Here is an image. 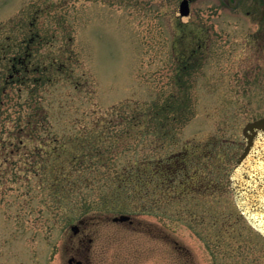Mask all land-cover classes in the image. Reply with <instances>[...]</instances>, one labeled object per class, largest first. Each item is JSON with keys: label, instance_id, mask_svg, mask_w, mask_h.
Segmentation results:
<instances>
[{"label": "rangeland", "instance_id": "374dc122", "mask_svg": "<svg viewBox=\"0 0 264 264\" xmlns=\"http://www.w3.org/2000/svg\"><path fill=\"white\" fill-rule=\"evenodd\" d=\"M181 1L0 0V264H264L229 188L264 117V7ZM184 24L207 34L182 92Z\"/></svg>", "mask_w": 264, "mask_h": 264}, {"label": "water", "instance_id": "95a60500", "mask_svg": "<svg viewBox=\"0 0 264 264\" xmlns=\"http://www.w3.org/2000/svg\"><path fill=\"white\" fill-rule=\"evenodd\" d=\"M181 16L189 13L187 0L180 5ZM244 149L230 174V190L234 202L248 224L264 237V117L248 123L242 131ZM129 221L121 215L112 219L114 223ZM72 232L78 228L71 226ZM67 264L74 263L69 259Z\"/></svg>", "mask_w": 264, "mask_h": 264}, {"label": "trees", "instance_id": "16d2710c", "mask_svg": "<svg viewBox=\"0 0 264 264\" xmlns=\"http://www.w3.org/2000/svg\"><path fill=\"white\" fill-rule=\"evenodd\" d=\"M32 23V22H31ZM185 27H187L186 25L185 26H181L182 29H185ZM185 36H183L182 38H184ZM203 36H191L189 37L188 40H182L181 38V42H180V46L182 48V52L180 54V56L178 57V89L179 91L181 90L182 92H184L187 88V85L181 80L183 79L184 77H187L188 75H190L191 72H193L194 70H196L198 64L201 63V57L199 58V56H196L197 53H200V49L199 47L201 46V48H203V42H202V39ZM182 43V44H181ZM16 60V59H15ZM18 60V59H17ZM178 119L181 120L180 118V114L182 113V115H186L184 116V120H189V117H187L188 115L186 114L187 112L186 111H191V108L189 106V98L183 94V96H178ZM165 108H168V109H171V110H175L172 108V105L169 104L167 107L164 106ZM163 106H159V107H156L155 110H154V115L155 116H158V118H160L161 115L165 114L163 112H165L167 109H165ZM146 113V111L144 112ZM148 114L150 112H147ZM137 120H140L139 117L136 118V121ZM34 123L33 121L31 120H28L27 121V125L28 127H30V124ZM141 122L137 121L136 122V126L140 125ZM21 126V124H20ZM139 136V135H137ZM146 160H143V163L145 162ZM173 162L174 165L172 166L173 169H169L168 167H171L172 163H169V162ZM169 162H167L166 164L165 163H161V162H156V166L157 168H163L166 169L167 168V171L163 169V172H159V174H157V170L155 169V172H153V175L156 176V175H164V174H168V176H174L175 178L178 176L176 172H178V169H176L175 165H178V161H177V158H176V155H175V158L173 157L172 159H170ZM62 165V164H61ZM64 166H66L65 164H63ZM58 165L61 169L64 167ZM166 165V166H165ZM55 170V169H54ZM4 171V170H3ZM56 171V170H55ZM5 173L7 172V168H5ZM0 173H2V170L0 168ZM178 179V178H177ZM172 180V179H170ZM48 182V180H45L44 179V183ZM57 181V179H56ZM62 182L61 181H58L57 182V185L60 186V183ZM48 184V183H47ZM46 184V185H47ZM56 185V184H55ZM56 185V188L55 190H58L59 187ZM67 190V189H66ZM51 196H53L54 194H50Z\"/></svg>", "mask_w": 264, "mask_h": 264}, {"label": "flooded vegetation", "instance_id": "af4514ba", "mask_svg": "<svg viewBox=\"0 0 264 264\" xmlns=\"http://www.w3.org/2000/svg\"><path fill=\"white\" fill-rule=\"evenodd\" d=\"M226 2H227V5H229V6H233V7H236L237 5H238V1L236 2L235 0H226ZM257 2V1H256ZM189 3H190V0H189ZM258 5L259 6H261V7H264V0H259V2H258ZM182 26H185V24L184 25H182ZM186 26L187 27H192V29H191V33L192 34H190V35H193V36H197V35H199V36H206V34H207V31L205 30H203L202 29V27H200V25H195V24H186ZM194 26H196V27H194ZM193 27H194V29H193ZM186 28V27H185ZM180 29V31L182 32V33H186V31H188V28H186V29H182V28H179ZM195 29H197V30H195ZM206 34H205V33ZM187 35H189V34H187ZM204 40H202V42H203ZM199 49L201 50L202 48H201V46L199 47ZM70 258H72V259H74L76 262H78V261H82V263H84L83 262V260H78L77 258H75V257H70Z\"/></svg>", "mask_w": 264, "mask_h": 264}]
</instances>
